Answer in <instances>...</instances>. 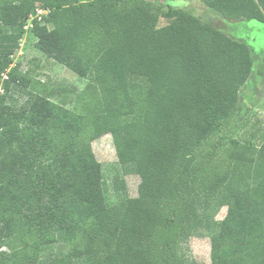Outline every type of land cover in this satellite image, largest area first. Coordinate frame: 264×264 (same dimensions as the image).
<instances>
[{"label": "trees", "instance_id": "1", "mask_svg": "<svg viewBox=\"0 0 264 264\" xmlns=\"http://www.w3.org/2000/svg\"><path fill=\"white\" fill-rule=\"evenodd\" d=\"M148 1L0 0V264H195L183 244L209 233L211 264H264V136L224 130L253 49ZM202 1L264 22V0ZM39 8L35 46L86 80L71 107L12 66ZM106 134L136 196L106 194Z\"/></svg>", "mask_w": 264, "mask_h": 264}, {"label": "rangeland", "instance_id": "2", "mask_svg": "<svg viewBox=\"0 0 264 264\" xmlns=\"http://www.w3.org/2000/svg\"><path fill=\"white\" fill-rule=\"evenodd\" d=\"M153 10L165 23L171 15L169 4L197 15L202 21L212 24L232 38L246 41L253 49L254 65L252 76L240 89V111L233 123L225 127V133L232 138L250 137L260 142L264 136V22L247 19H229L212 10L202 0H149ZM31 25L21 39L20 48L13 56L12 66L20 64L22 71H27L34 80H39L43 89L51 93L56 101L73 105L74 97L81 90L86 80L79 77L65 65L47 57L35 46V36ZM67 101V102H66ZM227 137H219L215 144L219 146ZM96 158L104 166L106 194L111 202L122 197L136 196L140 178L136 174H125L117 163V155L112 136L103 135L92 142ZM227 207H221L215 214L220 221L226 217ZM211 233L205 237H191L183 244V250L195 264H211ZM57 255V247L51 252Z\"/></svg>", "mask_w": 264, "mask_h": 264}, {"label": "built area", "instance_id": "3", "mask_svg": "<svg viewBox=\"0 0 264 264\" xmlns=\"http://www.w3.org/2000/svg\"><path fill=\"white\" fill-rule=\"evenodd\" d=\"M47 13H48V10H45V9H43V8H39V9L37 10L36 14L31 15L30 19L28 20L27 25L25 26L26 29H28L29 25H31V27L33 26V19H34V18L37 17V18L40 20V19L42 18V16H43L44 14H47ZM0 90H1V86H0Z\"/></svg>", "mask_w": 264, "mask_h": 264}]
</instances>
